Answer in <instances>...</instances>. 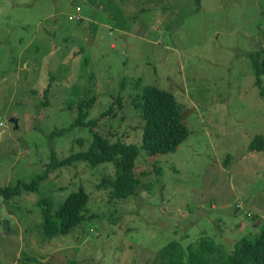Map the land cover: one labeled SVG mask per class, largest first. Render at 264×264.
I'll return each instance as SVG.
<instances>
[{"label":"rangeland","instance_id":"1","mask_svg":"<svg viewBox=\"0 0 264 264\" xmlns=\"http://www.w3.org/2000/svg\"><path fill=\"white\" fill-rule=\"evenodd\" d=\"M77 8L82 20H70ZM262 47L264 0H0V188L87 149L92 131L73 122L90 98L85 122L99 118L93 131L113 142L142 144L133 99L148 85L173 94L188 129L174 153L141 150L127 198L99 187L112 163L84 162L51 170L36 192L0 195V264H159L173 241L207 238L229 254L253 240L264 149L248 146L264 136V75L258 83L250 54ZM80 187L86 219L45 235L39 199L55 208Z\"/></svg>","mask_w":264,"mask_h":264},{"label":"trees","instance_id":"2","mask_svg":"<svg viewBox=\"0 0 264 264\" xmlns=\"http://www.w3.org/2000/svg\"><path fill=\"white\" fill-rule=\"evenodd\" d=\"M250 60L259 83L260 76L264 75V47L250 54ZM94 100L96 99L90 98L80 103L79 116L73 122L77 125L84 124L92 131V140L88 148L62 160H57L56 156L52 155V160L46 164V170L42 175H38L30 183L19 182L15 187L0 188V195L11 198L21 196L23 191L36 192L38 185L47 179L51 170L84 162L90 167L112 163L116 168L115 178L105 177L99 187L111 189L110 201L127 198L138 190V176L135 170L141 150L151 157L171 154L188 136V129L181 120L176 99L168 90L148 85L144 87L142 94L133 99L134 107L140 111L144 120L140 146L126 144L120 140L113 142L105 134L93 131L99 118H90L86 122L85 118ZM123 101L121 97L115 99L104 116L116 115L115 106L120 104L119 106L122 107ZM61 131L63 129L57 132ZM262 149H264V136H255L248 150ZM88 199L89 195L83 187L68 194L55 208L50 197L40 198L43 233L53 238V236L65 235L72 227L81 224L86 219ZM199 242L196 244L197 247L191 244L186 248H182L177 241L170 242L161 250L158 257L159 264H264V228L253 240L241 239L229 254L223 253L216 247L214 241L207 238H202Z\"/></svg>","mask_w":264,"mask_h":264},{"label":"built area","instance_id":"3","mask_svg":"<svg viewBox=\"0 0 264 264\" xmlns=\"http://www.w3.org/2000/svg\"><path fill=\"white\" fill-rule=\"evenodd\" d=\"M77 12H78L77 15L70 16V20H74V19L81 20L82 19L81 9L80 8H77Z\"/></svg>","mask_w":264,"mask_h":264}]
</instances>
